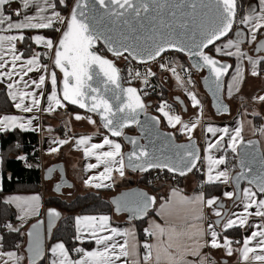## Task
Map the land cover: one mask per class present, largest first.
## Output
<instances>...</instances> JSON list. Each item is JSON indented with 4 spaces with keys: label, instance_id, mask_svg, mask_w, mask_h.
Masks as SVG:
<instances>
[{
    "label": "snow or ice",
    "instance_id": "6c2138e0",
    "mask_svg": "<svg viewBox=\"0 0 264 264\" xmlns=\"http://www.w3.org/2000/svg\"><path fill=\"white\" fill-rule=\"evenodd\" d=\"M175 54L190 65L179 64ZM233 59L234 66L228 62ZM118 60L126 62L124 68ZM153 64L184 90L197 109L194 118L184 120L164 100L159 115L149 114L144 97L155 88ZM193 69L207 71L203 81L213 106L229 114L221 99L225 77L229 99L246 73L264 78V0H0V85L16 110L0 114V133L38 131V114L73 106L83 113L72 112L71 119L96 127L95 137L65 134L51 139L47 151L71 143L82 152L85 186L113 188L126 171L201 176L200 191L189 196L174 187L158 207L156 196L140 190L111 200L117 215L129 214V223L148 217L142 257L138 244L130 243L135 228L113 226L109 214L75 215L69 241L53 232L61 217L55 208L46 211V229L43 219L25 227L41 215L39 195L7 196L3 204L18 210L17 223L5 221L0 228L23 239L6 247L0 234V264H227L211 250L237 256L239 264H264V153L258 147L264 140V93L247 98L234 127L202 125L203 105L188 87L195 85ZM134 80L141 87L132 86ZM162 123L173 131H161ZM245 125L253 139H244ZM132 126L139 137L125 132ZM197 127L205 133L202 144L194 137ZM176 133L186 141L177 143ZM16 159L32 167L26 155ZM53 171L48 169L49 178ZM205 185L223 188L215 195ZM236 230L243 231L239 239L229 235Z\"/></svg>",
    "mask_w": 264,
    "mask_h": 264
},
{
    "label": "crops",
    "instance_id": "0c3cea01",
    "mask_svg": "<svg viewBox=\"0 0 264 264\" xmlns=\"http://www.w3.org/2000/svg\"><path fill=\"white\" fill-rule=\"evenodd\" d=\"M43 31V30H42ZM46 34V33H45ZM38 50L40 46H35ZM222 59H228L227 57H222ZM230 61V60H229ZM234 62L233 66L235 65V61L234 59L232 60ZM234 70L231 69L230 73ZM59 75V74H58ZM229 79V77L227 76L226 78V82H225V91H224V96H225V101H227L231 107V113H229V115L226 116H222V117H211V115H205V112L203 110V118L201 121V124H212L214 126H218V127H223L225 125H228L230 128L234 127L236 124V120L239 118V114L240 112L243 111V107L242 104L244 106H248L245 101L247 100V98H250L253 95H257V94H261L264 93V78H260V77H252L250 75H248L247 73L245 74V79L243 81V83L240 85V90L239 92H234V95L231 99L228 98L227 96V80ZM191 89V86H188ZM4 86L0 85V89H3ZM193 90V89H192ZM194 91V90H193ZM6 96V95H5ZM8 98V97H7ZM242 98H244V100H242ZM191 102V101H190ZM5 109H1V104H0V114H5V113H16V110L12 107L11 101L8 99L7 102L5 103ZM194 114H192V116L190 117V119L194 118L195 115L197 114V109H195ZM79 112V111H78ZM71 113L72 111H63L61 110L59 113L54 114L52 116H47L44 114H38L40 116V119L36 122L37 124L40 125V130L38 131H27V132H32V133H36L39 136L40 139V144L38 146H36L37 151H38V155H39V160L43 161L45 168H47L49 165L53 164V163H58V162H63L66 165V169H67V176L70 182H72V184H74V186L76 187V191L65 197L64 200L67 201H71L73 200V198H77L78 195H83L85 193H90L94 190H97L96 188L93 187H87L84 185L83 181L84 179L87 177V175H89V173L84 171V164L85 161L82 158V152L80 151H76L72 144H66L60 147L59 151L56 153H48V148L50 146L49 141L53 138H63L61 132L62 131H67V136L68 137H73V136H78L81 134H88V135H93L95 137L96 132L98 131V129L96 127H93L89 124H87L84 121H75L74 119H71ZM181 114V113H180ZM25 115H29V114H25ZM261 122V121H258ZM49 126H51L52 131H48ZM165 128L167 130L173 131L172 129L167 128L166 125H164ZM101 131V129H99ZM16 131H20L19 129H16ZM22 132V131H21ZM3 133H0V135H2ZM204 130L202 127H197V129H195L194 131V137L197 140L198 143L202 144L203 140H204ZM210 136V134H208ZM243 136L244 139H248V138H253L252 133L250 131V129L247 127V125H245V129L243 132ZM183 140H186L185 136H182ZM95 142V140H94ZM121 142V141H120ZM122 143V142H121ZM261 146L264 152V140H261ZM0 148H1V136H0ZM125 150V147H124ZM2 150L0 149V189H2L3 187V171H2ZM92 162H95L94 160ZM134 175V174H133ZM134 181L135 179H132V173L130 171H126V178L124 180H120L119 177H116V184L113 188H109L108 190L111 191L110 193V197L116 195L117 193H119L120 191L124 190V189H128L131 187H135L136 185H132L130 182ZM196 179L194 178V176L192 174H187L185 177L182 178L181 185L180 187H178V189H180L182 191L183 194L186 195H194L195 193H197L198 191H200V187L197 186V181H195ZM53 184V182H51V184L49 185L48 182H42V184L39 186L40 188V192H34V191H22V192H17V193H2V190H0V210H1V206L3 204V199L7 196H33V195H39L41 197V215L39 217H32L26 224L25 227L27 228L31 223H35V221L37 219H44L45 220V229L47 228V217H46V211H47V207H46V200L48 197L50 196H56L53 192H52V187L51 185ZM141 187V186H140ZM207 187H210L208 185H206V188L204 189L205 191L207 190ZM155 196L157 197L158 203H157V207L158 204L160 202H163L161 200V198H166L170 192H171V187L168 186H156L155 185ZM107 190V189H106ZM4 205V204H3ZM8 206V205H6ZM9 208H11L14 213V218L9 221H11L12 223H17L16 220V215L18 214V210L15 208V206H8ZM60 212V211H59ZM78 214H82V213H78ZM86 214V213H83ZM62 216V214H61ZM112 217V225L113 226H119L122 228H127V227H134L135 228V240L132 241L130 240V243L134 242L138 244V251L140 253V256H143V242L144 240H141L140 237L138 236V229H137V225L134 222H130L126 221V217L125 215H121V216H117L115 214L110 215ZM150 217L159 219L158 217H155V212L153 211L150 215ZM60 219L56 222V225L53 229V232L55 231V229L58 227L57 225L59 224ZM145 227L148 224V217L145 218ZM0 224H3L0 218ZM243 232V231H242ZM0 234H3V230L2 228H0ZM236 238V237H235ZM23 239V238H21ZM239 239V238H237ZM205 251H210L209 249H205ZM213 256H215V258L220 261V260H224L227 261V264H239V260L237 256H232V257H225L223 255L222 252L217 251V250H211Z\"/></svg>",
    "mask_w": 264,
    "mask_h": 264
},
{
    "label": "trees",
    "instance_id": "16d2710c",
    "mask_svg": "<svg viewBox=\"0 0 264 264\" xmlns=\"http://www.w3.org/2000/svg\"><path fill=\"white\" fill-rule=\"evenodd\" d=\"M48 34L47 32H45ZM173 56V55H172ZM176 60L185 66H189L187 63V57L183 56L182 54H175ZM230 63L234 64L232 60L229 61ZM231 71V70H230ZM199 73L193 70V75H198ZM195 81L198 79L194 78ZM161 92L163 93V97L168 101L174 103V95L170 92L169 88L160 85ZM6 93L3 89H0V104L1 109H5V103L7 102L8 98L5 96ZM176 96V95H175ZM150 97H144L145 102L149 101ZM152 101H154L155 108L148 109V112L157 115L156 108L157 102L161 99H157L156 96H153ZM175 104V103H174ZM178 107V106H177ZM176 107V109H177ZM179 108V107H178ZM69 109L79 111L78 109L69 106ZM180 110V108L178 109ZM211 117H215L214 115L210 114ZM96 118V117H95ZM162 127L166 130L165 126ZM135 128L127 129L128 132L134 133ZM101 131H103L101 129ZM170 131V130H168ZM1 136V150H2V171H3V187L2 193H17L22 191H34L40 192L39 186L43 182L41 170L39 167L36 166L38 163L39 155L36 146L40 144L39 136L32 132H21V131H11L8 133H3ZM177 140H182V137L179 133H176ZM119 139V138H118ZM120 140V139H119ZM121 141V140H120ZM17 143L21 144V154L30 158L33 162L32 167H27L23 161L16 159L17 155H19L20 150L17 149ZM229 161H232V155L229 154ZM159 170H152L148 173H134V176H137V185L136 186H146L148 185L147 182H150V178L154 175V173L158 172ZM194 176L197 180L201 179L200 173H190ZM133 175V174H132ZM183 178V177H182ZM132 182H135L132 181ZM132 184V183H131ZM134 185V184H132ZM219 188L207 187L206 193L209 194H220ZM111 191L106 189H97L90 193H85L83 195H78L77 198H73L71 201L63 200L60 196H50L46 200V207L47 208H55L62 216L60 217V222L57 225L58 227L55 229L54 234L60 238L70 241V237L73 232V217L78 213H86V214H100L106 213L109 215H113V207L110 203V198L107 197L110 195ZM14 211L6 205L1 206L0 210V218L2 223L5 221H9L14 218L13 215ZM145 218L144 220H138L134 223L137 225L138 229V236L141 240H144L146 237L143 233V228L145 227ZM3 230V229H2ZM243 232L242 230L230 231L229 235L234 236L236 238H241ZM3 235L5 236V246L10 247L16 239H21L20 237H16L14 234L10 235L3 230Z\"/></svg>",
    "mask_w": 264,
    "mask_h": 264
},
{
    "label": "water",
    "instance_id": "95a60500",
    "mask_svg": "<svg viewBox=\"0 0 264 264\" xmlns=\"http://www.w3.org/2000/svg\"><path fill=\"white\" fill-rule=\"evenodd\" d=\"M183 55V54H182ZM187 61H188V58H187ZM229 62V61H228ZM189 65H190V62L188 61L187 62ZM230 63V62H229ZM195 72H197L195 69H193ZM231 70V69H230ZM58 72V70H57ZM197 73H200L202 76L200 77L199 79V82H200V86H201V89L202 91L205 93V95L208 97V101L210 102V108L212 110V114H214V116L216 117H222V116H226V115H229V114H218L217 111H216V108L213 106V95L212 93L208 90V88L205 86L204 84V81H203V76L207 75V71H201V72H197ZM59 74V73H58ZM226 78L227 76L225 77V82H226ZM127 86V85H125ZM225 89V88H224ZM225 91V90H224ZM177 97L179 98L180 101H183V104L179 103L178 100H177ZM221 99L223 101V103L227 104L228 108H229V113H231V107L229 105V103L227 101H225V96H224V93L223 95L221 96ZM174 100V103L180 108V110L183 112V113H187L188 112V107H187V104L186 102H184L185 100L181 97V96H174L173 98ZM147 103V102H146ZM149 104V103H147ZM150 105V104H149ZM73 107V106H72ZM150 107V106H149ZM78 109V108H76ZM186 109V111H185ZM79 111H82L81 109H78ZM150 115H152V113L149 112ZM155 115V114H153ZM98 120V118H96ZM140 119L143 121L144 120V116L143 114H141V117ZM131 128H135V132L134 133H131V132H128L127 129H130V128H126L125 129V132L128 134V135H134V136H140L141 135V132L140 130L136 127V126H132ZM161 131H168V130H165L162 125H161ZM254 138V137H253ZM253 138H248V139H253ZM115 139H118V138H115ZM121 140L122 143H124V147H125V151H128L130 150V145H128L127 143H125L122 138H119ZM246 139V140H248ZM141 143H145L144 140H141L140 141ZM177 143H183V141H179V140H176ZM185 142V141H184ZM259 147V150L260 152L263 151L262 149V146H261V143L260 145L258 146ZM264 153V152H262ZM54 169V171L51 173L50 175V178H49V175H48V169ZM152 171V170H150ZM166 171V170H165ZM67 169H66V165L63 163V162H58V163H53L51 165H49L47 168L44 169L43 173H42V178H43V181L44 182H53V184L51 185L52 187V192L57 195V196H63V197H67L71 194H73L75 191H76V187L74 186V184H72V182L69 181L68 179V176H67ZM131 172V171H130ZM136 174H139V172H136ZM57 185H60V189L59 191L56 190V186ZM132 190H140V191H145V192H148L150 195H154V193H151L149 192L147 189L145 188H142L140 186H135V187H131V188H128V189H124L122 191H120L119 193H117L116 195L112 196V197H109L110 199V202L111 200L120 195L122 192H126V191H132ZM112 207L114 208V206L112 205ZM113 213L115 215H117L114 210H112ZM153 211H150L149 215L152 213ZM121 215H125L126 217V221H128L127 217H128V213H121L117 216H121ZM146 218V217H145ZM44 220V219H43ZM45 221V220H44ZM135 221H138V220H133L131 222H135Z\"/></svg>",
    "mask_w": 264,
    "mask_h": 264
},
{
    "label": "built area",
    "instance_id": "2783aa9c",
    "mask_svg": "<svg viewBox=\"0 0 264 264\" xmlns=\"http://www.w3.org/2000/svg\"><path fill=\"white\" fill-rule=\"evenodd\" d=\"M172 58H173L172 54H169L166 57V59H172ZM177 62H178V60H177ZM117 64L121 68H124L126 62L124 60H118L117 61ZM152 68H153V71H156L157 72V76L154 77V78H152V81H151L152 84L155 85V88L154 89L153 88L146 89V91L149 92V95L146 96V97H150L149 98V101L147 102V103L150 104V107L148 109L150 110L152 108H155L154 101H152L151 98L153 96H156L158 100L161 99V100L167 101V103L171 106V108L176 113V107H177V105L174 104V103H172V102H170V101H168L167 99H165L163 97V93L161 92V90H159L160 89V85H163L164 87L169 88V86L171 85L170 82L173 81L174 78L171 76L170 73L160 72L157 69V67H156L155 64L152 65ZM178 71H179V68H178ZM191 74H193V70L191 71ZM125 85H127L126 82H125ZM132 86L141 87L140 82L139 81H135V80L132 81ZM160 101H158L156 103L157 104V107H158ZM80 112L83 113L82 111H80ZM179 113H182L181 110L179 111ZM157 115H159V113H157ZM66 132L67 131H65V130L61 132V134H62L63 137H64L65 134H67ZM16 148L20 150V152H19V155H20L21 154V148H22L21 147V144L19 145V147H16ZM38 161L39 162L36 163V166L40 168L41 174H42L43 171H44V169H45V165H44L43 161H40L39 159H38ZM28 163L31 164V165H33V162L31 161L30 158H28ZM181 180H182V177H179V176H177L175 179H173V174H169V173H167V171H164V172L158 171V172L154 173V175L150 178V182L149 183H151L153 185L156 184L157 186H168V187H171V188H174V187L175 188H178L181 185V182H180ZM200 184H201V179L200 180H197V186L198 187H200ZM205 188H206V185L204 186V189Z\"/></svg>",
    "mask_w": 264,
    "mask_h": 264
},
{
    "label": "rangeland",
    "instance_id": "374dc122",
    "mask_svg": "<svg viewBox=\"0 0 264 264\" xmlns=\"http://www.w3.org/2000/svg\"><path fill=\"white\" fill-rule=\"evenodd\" d=\"M179 61V60H178ZM179 63V62H178ZM179 64H181V63H179ZM192 75V79H193V81L195 82V85H194V88H193V86L192 85H188V86H191V89H193L194 90V92L196 93V95H197V97H198V99L201 101V103H202V105H203V110H204V112H205V115H208V117H209V115L210 114H212L213 112H212V110H211V108H210V102L208 101L209 99H208V97L205 95V93L202 91V89H201V86H200V82H199V79H200V77L202 76L200 73L198 74V75H193V74H191ZM194 78H196V79H198V81H195V79ZM171 83V85L169 86V90H170V92L172 93V95H176V96H181L185 101L184 102H186V104H187V107H188V112L187 113H183L182 111V113L180 114L179 113V111L180 110H178L179 108L177 107V109H176V113L175 114H179V115H181V117L184 119V120H189L190 119V117L192 116V114H194V112H195V110H194V108H193V106H192V104H191V102H190V99L187 97V95L185 94V92H184V90L182 89V88H180V86L179 85H177V83H176V81H175V79L173 80V81H171L170 82ZM69 111H72V112H77V111H75V110H71V109H69ZM80 112V111H79ZM212 115H214V114H212ZM216 117V116H215ZM95 118V117H94ZM162 125H166V124H164V123H162ZM167 130V129H166ZM180 141H186V140H180ZM132 174H134L133 172H131ZM132 179H135V182H130V183H132V184H134V185H137L136 183L138 182L137 181V176L135 175H132ZM148 183V185H146V186H143L142 187V185H141V187L142 188H145V189H147L149 192H151V193H154L155 192V185H153V184H151V183H149V182H147ZM48 184L50 185L51 184V182L49 183L48 182ZM133 185V186H134ZM157 186V185H156ZM60 197H62V199L64 200L65 199V197H63V196H60ZM107 197H110V195H108ZM67 201V200H66Z\"/></svg>",
    "mask_w": 264,
    "mask_h": 264
}]
</instances>
